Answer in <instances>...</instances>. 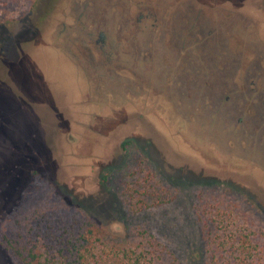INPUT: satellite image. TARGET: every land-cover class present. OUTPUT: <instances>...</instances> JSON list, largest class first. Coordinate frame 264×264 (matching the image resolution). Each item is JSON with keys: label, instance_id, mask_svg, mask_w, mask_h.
Masks as SVG:
<instances>
[{"label": "rangeland", "instance_id": "obj_1", "mask_svg": "<svg viewBox=\"0 0 264 264\" xmlns=\"http://www.w3.org/2000/svg\"><path fill=\"white\" fill-rule=\"evenodd\" d=\"M128 149L166 202L130 209ZM220 198L264 246V0H0V230L38 207L214 264Z\"/></svg>", "mask_w": 264, "mask_h": 264}, {"label": "trees", "instance_id": "obj_2", "mask_svg": "<svg viewBox=\"0 0 264 264\" xmlns=\"http://www.w3.org/2000/svg\"><path fill=\"white\" fill-rule=\"evenodd\" d=\"M134 155L128 149L123 168L127 203L133 212H138L166 201L160 195L161 182L155 179V172L144 170ZM27 209L22 219L17 218V209L13 211L0 230V245L10 255L12 264H156L158 255L152 252H161L151 239H145V244L152 250L143 243L108 241L102 234L94 238L93 231L85 228L87 221L80 224L73 215L42 212L38 207ZM211 210L215 215L211 221L220 231L214 264H264L262 229H249L221 198Z\"/></svg>", "mask_w": 264, "mask_h": 264}]
</instances>
